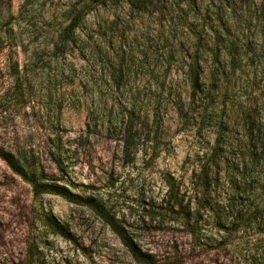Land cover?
Masks as SVG:
<instances>
[{"label": "rangeland", "instance_id": "obj_1", "mask_svg": "<svg viewBox=\"0 0 264 264\" xmlns=\"http://www.w3.org/2000/svg\"><path fill=\"white\" fill-rule=\"evenodd\" d=\"M76 1L0 0V147L16 144L14 136L18 135L42 149L49 122L59 117L65 170L58 172L47 161L42 168L49 184H57L66 192V196H34L30 185L0 160V264H142L131 257L92 209L91 199L103 205L142 251L152 253L161 263L243 264L242 258L259 256L264 252L261 235L245 232L233 233L232 245L218 254L191 253L190 239L181 226L182 208L178 207V215L174 214L177 208H173L174 195H169L168 184L174 180L184 207L189 157L213 140L212 128L202 125L205 121L201 120L202 114L212 113L211 108L184 125L168 106L162 111L157 133L150 135L153 145L140 142L128 159L123 157L118 135L107 132L104 126L90 132L85 128L91 104H100L99 112L114 116L123 112L118 104L129 102L127 98L146 106L154 101L160 73L157 64L148 66L143 58L144 52L149 55L158 50L156 16L151 15L154 7L147 6L143 15L112 1L105 7H96L78 31L82 40L90 44L91 54L82 58L76 49L68 48L65 58L56 59L58 64L74 65V84L46 83L43 75L48 67H55V61L50 62L54 44L62 26L68 23L65 8ZM183 1L200 7L198 16L205 25L229 26L240 68L234 78L233 101L249 105L254 100L259 106L264 99V0ZM192 14L190 21L195 18ZM160 16L161 20L170 19L169 14ZM99 25L107 28L100 32L102 38L92 34ZM90 36L95 44H101L104 53L96 56ZM10 53L20 67L28 65L43 71L34 78V95L22 104L14 101L6 69ZM115 56H123L129 72L123 76L121 89L113 92L109 90V73L112 60L116 63ZM208 66L206 63L203 67ZM182 70L174 65L172 73L158 80L183 89ZM79 82L87 83V92L81 90ZM45 89L51 92L50 100L45 97ZM180 92L186 103L185 91ZM141 115V110L136 111V124L143 122Z\"/></svg>", "mask_w": 264, "mask_h": 264}, {"label": "trees", "instance_id": "obj_2", "mask_svg": "<svg viewBox=\"0 0 264 264\" xmlns=\"http://www.w3.org/2000/svg\"><path fill=\"white\" fill-rule=\"evenodd\" d=\"M110 1L115 5L120 3L127 11H137L140 14L147 6L154 7L151 15L156 16L158 50L149 55L144 52L143 58L148 66L153 62L157 64L160 74L156 78L154 101L151 105L146 106L143 102L127 98L129 102L122 106L118 104L123 112L105 116L99 112L102 109L100 104H91L93 109L87 114L86 130L90 132L98 126H104L107 132L118 135L123 157L128 159L140 142L153 145L150 135L157 133L162 111L168 106L176 111L184 125L198 119L211 108V114H202L201 120L205 122H199V126L202 123L211 127L213 140L210 145L201 147L189 157L187 168L190 175L185 189L187 200L184 207L180 203L183 196H179V188L174 185L172 178L173 183L168 184L169 195H174L171 197L173 208H177L174 214L178 215V207L182 208L181 226L190 239L189 250L194 254L202 255L209 251L218 254L232 245L231 237L238 232L254 236L259 234V240L264 243V99L259 106H256L254 100L249 105L244 104L246 101H233L231 94L234 91V78L240 68L237 66L239 61L236 45L226 23L215 28L205 25L204 20L198 16L200 7L183 0H77L65 8L68 23L65 27L62 26L54 44L50 62L55 61V67H48L43 75L46 83L49 86L53 83L60 86L74 84V65L71 62L58 64L56 59L65 58L68 48L76 49L82 58L91 54L88 52L90 44L82 40L78 31L83 28L85 18L92 10L105 7ZM191 13L195 17L192 21L189 20ZM165 14L170 15L169 20H161L160 15ZM97 29L92 34L102 38L100 32L107 28L99 25ZM89 39L96 56L104 53L100 43L95 44L92 36ZM5 40L9 42L10 38L6 37ZM204 45L208 48L203 49ZM12 54L7 55L6 69L10 75L14 101L22 104L25 98L34 95V78L43 71H37L28 65L20 67ZM115 59L116 63L114 60L110 63L109 73V90L113 92L121 89L123 76L129 72V66L123 63V56H115ZM206 63L209 66L204 69ZM174 65L183 68L184 87L180 90L185 91L186 103L178 85L166 86L165 80H158L161 76L165 78L168 73H172ZM78 86L82 91L88 90L85 82H79ZM45 97L51 99L49 89H45ZM196 104H199L197 109ZM57 107L60 111L61 103ZM138 110H141L142 115L139 117L143 122L136 124L135 113ZM235 113L237 114L234 116ZM48 125L44 134L45 147L40 149L32 146L28 144L27 137L15 135L16 144L0 147V160L13 174L30 185L34 196H66V192L57 184H49L42 168L43 162L47 161L58 172L65 170L62 158L64 150L58 131L60 118ZM89 205L136 262L180 263L156 261L152 253L142 251L132 241L126 230L104 210L103 205L94 199L90 200ZM206 226H209L208 230ZM241 262L264 264V252L259 256L242 258Z\"/></svg>", "mask_w": 264, "mask_h": 264}]
</instances>
